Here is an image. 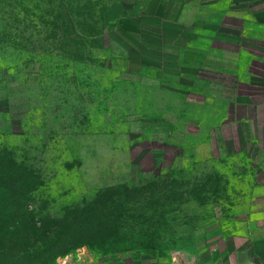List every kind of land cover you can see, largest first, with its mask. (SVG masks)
Listing matches in <instances>:
<instances>
[{
  "label": "rangeland",
  "instance_id": "374dc122",
  "mask_svg": "<svg viewBox=\"0 0 264 264\" xmlns=\"http://www.w3.org/2000/svg\"><path fill=\"white\" fill-rule=\"evenodd\" d=\"M120 13L0 0V155L32 169L37 220L0 221V264H202L256 222L243 220L264 203L263 164L219 129L221 102L104 65Z\"/></svg>",
  "mask_w": 264,
  "mask_h": 264
},
{
  "label": "crops",
  "instance_id": "0c3cea01",
  "mask_svg": "<svg viewBox=\"0 0 264 264\" xmlns=\"http://www.w3.org/2000/svg\"><path fill=\"white\" fill-rule=\"evenodd\" d=\"M114 1L121 13L104 38L110 61L104 65L151 87L175 82L178 87L160 89L192 96L199 105L218 99L226 117L216 128L232 129L237 152L243 157L252 149V160L264 168V0ZM243 221L256 222L225 236L202 264H264V203Z\"/></svg>",
  "mask_w": 264,
  "mask_h": 264
},
{
  "label": "trees",
  "instance_id": "16d2710c",
  "mask_svg": "<svg viewBox=\"0 0 264 264\" xmlns=\"http://www.w3.org/2000/svg\"><path fill=\"white\" fill-rule=\"evenodd\" d=\"M31 172L32 169L14 157L0 155V221H37L28 208L29 194L35 183ZM1 232L9 231L1 229ZM75 244L66 242L64 248Z\"/></svg>",
  "mask_w": 264,
  "mask_h": 264
},
{
  "label": "built area",
  "instance_id": "2783aa9c",
  "mask_svg": "<svg viewBox=\"0 0 264 264\" xmlns=\"http://www.w3.org/2000/svg\"><path fill=\"white\" fill-rule=\"evenodd\" d=\"M178 256H172V259L169 263L167 264H176V261H178ZM253 264H263V263H259V262H254Z\"/></svg>",
  "mask_w": 264,
  "mask_h": 264
}]
</instances>
